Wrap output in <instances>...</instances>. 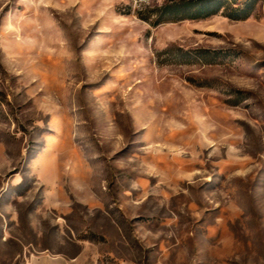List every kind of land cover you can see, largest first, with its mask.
<instances>
[{"label": "rangeland", "instance_id": "374dc122", "mask_svg": "<svg viewBox=\"0 0 264 264\" xmlns=\"http://www.w3.org/2000/svg\"><path fill=\"white\" fill-rule=\"evenodd\" d=\"M187 1L0 0V264H264V0Z\"/></svg>", "mask_w": 264, "mask_h": 264}, {"label": "trees", "instance_id": "16d2710c", "mask_svg": "<svg viewBox=\"0 0 264 264\" xmlns=\"http://www.w3.org/2000/svg\"><path fill=\"white\" fill-rule=\"evenodd\" d=\"M219 1L221 0H202L200 2L190 0L187 2L173 4L167 9H165L164 11H162V13L164 15L165 14L170 15L171 17H177V15L184 13L185 17L188 19L206 18L211 15L217 14L220 11L221 7L219 5L220 4ZM226 1H229V0H226ZM240 15H243L241 17H248L245 11H243L242 14ZM230 17H233V14H230ZM145 19H148V18H145Z\"/></svg>", "mask_w": 264, "mask_h": 264}, {"label": "crops", "instance_id": "0c3cea01", "mask_svg": "<svg viewBox=\"0 0 264 264\" xmlns=\"http://www.w3.org/2000/svg\"><path fill=\"white\" fill-rule=\"evenodd\" d=\"M27 264H74V262L62 255L41 254L31 256Z\"/></svg>", "mask_w": 264, "mask_h": 264}]
</instances>
